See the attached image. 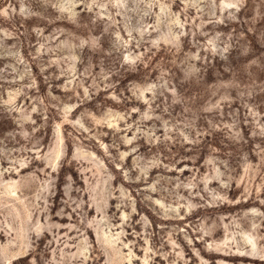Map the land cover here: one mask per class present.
<instances>
[{
    "label": "rangeland",
    "instance_id": "1",
    "mask_svg": "<svg viewBox=\"0 0 264 264\" xmlns=\"http://www.w3.org/2000/svg\"><path fill=\"white\" fill-rule=\"evenodd\" d=\"M0 264H264V0H0Z\"/></svg>",
    "mask_w": 264,
    "mask_h": 264
},
{
    "label": "bare ground",
    "instance_id": "2",
    "mask_svg": "<svg viewBox=\"0 0 264 264\" xmlns=\"http://www.w3.org/2000/svg\"><path fill=\"white\" fill-rule=\"evenodd\" d=\"M58 225H59L58 222H56V223L47 222V225L45 227L47 229H50L51 226L58 227Z\"/></svg>",
    "mask_w": 264,
    "mask_h": 264
}]
</instances>
